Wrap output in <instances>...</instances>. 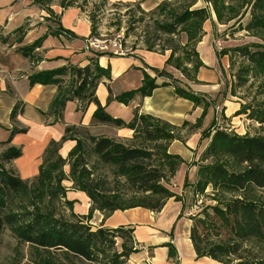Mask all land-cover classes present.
<instances>
[{
    "label": "trees",
    "instance_id": "obj_1",
    "mask_svg": "<svg viewBox=\"0 0 264 264\" xmlns=\"http://www.w3.org/2000/svg\"><path fill=\"white\" fill-rule=\"evenodd\" d=\"M167 1L181 0H164L155 10L164 11ZM213 9L217 21L221 20L220 13L216 8ZM171 14V23L158 24L157 31L173 36L184 33L186 41L182 57L177 59H174V55L179 48H168L171 54L165 64L178 70L185 79L195 81L196 74L203 65L196 46L204 35L203 24L209 20L207 8L186 9L180 14ZM91 29L92 34H95L93 24ZM244 29L264 31V0L251 1L250 19ZM61 30L63 31L62 28L56 29L50 33L58 35ZM40 42L41 39L20 51L28 56L39 47ZM147 49L152 50L153 46L148 44ZM215 52L220 57L230 53L231 58L238 57L247 64L232 76V93L236 88L245 86L249 79L261 78L264 85V45H243ZM103 54L105 53L96 55ZM152 70L158 76L166 75L163 69ZM68 75L69 80L65 82L64 77ZM103 77L109 78V69L100 67L94 59H90L84 67L69 65L65 69L37 72L29 77V83L58 87L59 94L51 105L56 121L62 119L68 101H77L81 111L94 103L95 121L133 131L129 145L86 133L69 151V158L77 156L79 151L83 152L84 142L88 143L91 146L90 152L96 154L100 163L113 167L115 173L124 180L123 194H109L103 189L101 182L89 180V171L79 161L71 165L74 186L85 193L91 203L88 217L94 210L105 216L117 210L136 207L159 211L170 198L180 199L169 186L183 163L179 155L168 152L170 143L179 140L176 127L139 113L136 109L129 122L111 117L95 96ZM155 82L154 77L143 72L140 88L122 93L114 99L127 105L137 93L143 97L150 96L159 87ZM161 86H173L177 97L203 107V110L214 102L175 80ZM22 110L23 104L16 103L10 113L12 123H16ZM241 114L259 127H264V101L254 106L241 105L235 115ZM215 121L202 132L203 138H208L209 141L198 162L194 163L197 165L196 177L189 184L193 197L203 196L210 188L213 203L207 204L199 213L190 217L192 224L189 238L197 258H210L218 264H264V135L239 136L219 128L211 131ZM198 123L197 121V125ZM70 130V127L65 128L61 141L49 143L43 154L39 173L30 181L21 179L12 165L22 155L20 147L10 146L0 154V232L8 230L20 243L32 248L49 253H63L89 263H99L100 258L109 256L115 239L119 238L123 240L122 251L119 255H114V258L128 259L135 253L133 246L126 248L124 245L127 242L133 245L131 227L93 228L86 220H56L50 214L40 211L39 203L44 198L54 200L61 195L60 167L66 159L57 155V152ZM26 132L27 128L13 126L8 138L0 144L9 145L15 135ZM46 161L50 162L45 166ZM78 168L80 171H77ZM183 186L186 187V183ZM18 198L22 203L15 205ZM29 209L32 211H28ZM170 255L174 256L172 247ZM37 262L51 264L43 259Z\"/></svg>",
    "mask_w": 264,
    "mask_h": 264
},
{
    "label": "crops",
    "instance_id": "obj_2",
    "mask_svg": "<svg viewBox=\"0 0 264 264\" xmlns=\"http://www.w3.org/2000/svg\"><path fill=\"white\" fill-rule=\"evenodd\" d=\"M108 1L113 4L118 2L127 5L138 3L145 9H155L164 0H155L150 2L149 5L147 0ZM62 10H78L79 12L78 15L76 13L73 15L74 20L69 29H64L60 25L63 30L69 33L67 36L50 33L57 29L58 24L53 25L50 21L45 20L48 14H45L44 10L35 7L32 0H0V134L3 135V138H1L3 140H0V142L8 138L13 126L27 128L25 134L15 135L9 145L0 144V149L6 150L10 146L22 149V155L14 160L12 165L21 179L27 181L37 177L39 167L43 161V154L49 143L52 141L59 142L64 136V132L62 134L61 130L57 128V123L62 119L56 121V115L51 109L53 101L59 94L58 87L55 85H31L29 83L31 75L69 65L84 67L90 59H94L100 67L109 69V78L103 77L95 91V96L104 111L110 103H118L114 99L116 96L125 93L121 92L120 94L111 88L112 81L128 71V66L120 69L114 68V60L120 55L108 52L97 56L85 51L83 41L95 35L92 34L91 18L77 6H70ZM82 19L87 26V34H84L86 37L81 35L79 38L76 30ZM214 20L212 19V21ZM212 21L207 20L203 27L209 23L211 24L210 29H212V25H214ZM40 39L39 47H36L30 55L24 56L22 54L20 51L22 48L29 47ZM164 50L166 53H170V50ZM135 51L132 52L131 56L126 57H129L131 61L139 59L133 55ZM200 53H198L199 56ZM202 61L204 64L203 59ZM143 66L142 71L154 77L153 70L145 65ZM167 68L177 74L175 76L180 78L183 86L211 99H213L212 92L219 89L220 85L223 84L222 78L226 71L223 67V74L218 73L216 77H211L214 82H212L210 88L206 85L209 80L203 72V66L198 70L195 81L185 79L178 70L166 64L163 68L156 70H167ZM64 79L67 82L69 75ZM155 81L159 87L154 89L150 96L143 97L137 93L127 105L118 103L119 108L130 114V120L133 111L136 109L139 113L150 115L176 127L179 140L170 143L168 152L179 155L183 160L179 168L184 169L185 173L194 174L196 177L197 165H194V163L198 162L209 141L208 138H203V127L198 126L196 121L203 107L195 106L190 101L177 97L173 86H161L163 83H168L166 79L156 78ZM18 102L23 104V110L16 118V123H12L10 113ZM69 103L75 107L77 112H81V120L67 127L85 129L94 137L123 139V141L133 138V131L126 127H115L95 121L93 119V113L96 110L94 103L89 104L81 111L80 104L77 101H68L64 110ZM213 104L215 109L219 108L215 101ZM189 111L192 113L190 116L188 115ZM109 115L115 119H121L118 114ZM122 120L124 122L130 121ZM183 124L186 126L183 127ZM99 130H102V132H98ZM61 155L63 154L61 153ZM176 186L175 189L171 190L180 199L170 198L159 211L136 207L117 210L105 216L102 212L94 210L90 217H86V222L93 228L131 227L133 229L132 242L135 250V253L131 255V259L137 264H218L210 258H197L193 249L194 245H192L189 238L192 224L190 217L194 216L190 211L188 202L192 190L191 187L187 189L177 184ZM81 194L85 198V208L81 209V214L85 216L88 214L91 203L85 193L81 192ZM170 247L174 250V256L170 255Z\"/></svg>",
    "mask_w": 264,
    "mask_h": 264
},
{
    "label": "rangeland",
    "instance_id": "obj_3",
    "mask_svg": "<svg viewBox=\"0 0 264 264\" xmlns=\"http://www.w3.org/2000/svg\"><path fill=\"white\" fill-rule=\"evenodd\" d=\"M32 1L35 7L44 10V13L48 14L45 20L50 21L53 25L58 24L57 27L55 26L57 29H61L60 25L64 29H69V26L72 25L74 20L73 15L75 13L77 15L79 14L78 10L63 11L62 9L70 6H77L83 13L91 18V23L97 27L95 28L97 29L95 30V34H102L109 37L116 34L123 35L124 44L131 48L132 51L136 50L133 55L139 59L131 61L129 57L119 56L114 60L115 69L128 66V71L116 77L111 84V88L120 94L121 92L137 90L140 88L143 80V65L151 69L163 68L165 61L171 54L166 53L164 49L179 48L174 55V59L182 57L183 47L186 41L185 34L181 33L174 36L160 34L157 31L158 24L171 23V13L180 14L186 9L207 8L209 20L212 21V19H215L212 21L214 25H212V29H210L211 24L209 23L203 27L204 35L196 46L197 51L201 52L199 56L201 61L202 59L204 60V64L202 65L203 72L209 80V83L206 85L211 88V84L214 82V79L211 77H216L218 73L223 74V67H225L226 71L224 72V76L222 75L223 84L220 85L219 89L212 92V97L219 108L215 109L214 104H210L205 110H202L196 119V121L199 122L198 126H202V129L205 132L211 123L216 120L211 131L214 128H219L228 132H234L239 136L264 135V127H259L257 123L248 120L244 114L235 115L241 105L254 106L257 103L259 104L264 101L263 80L261 78L249 79L245 86L236 88L234 93H232V76L241 67L246 66L247 64L238 57L234 56L231 58L230 53L220 57L215 52L218 51V48H216V42H220L221 49H230L250 44L264 45L263 30L246 31L244 29L250 19V4L252 0L167 1V6L162 12L155 9H145L138 3L127 5L117 2L113 4L109 3L108 0ZM153 1L155 0H147L148 5ZM206 1H209L210 3H207ZM213 8H216L220 13L221 20L217 21L215 9ZM76 33L79 38L81 35L86 37L87 26L84 24L83 19L78 23ZM61 34L67 36L69 33L61 30ZM148 44L153 46L152 50L147 49ZM110 52L114 53V51ZM65 67L63 66L58 69H65ZM163 71L166 73L165 76H158L157 73L153 71L155 80L156 78H162L166 79L168 83H173L174 80L180 82V78L178 76L176 78L175 75L177 74L173 72V70L167 68V70L163 69ZM213 99L210 98L211 101H213ZM105 111L111 115L118 114V117L121 119L130 120V114L119 108V104L116 102L110 103L109 106L105 108ZM64 112L62 121L57 123V128L61 130L62 134L65 127L74 125L81 120V112H77L75 107L70 103L67 104ZM191 114V111H189L188 115L190 116ZM182 126L184 127L186 125L183 124ZM98 132H102V130H99ZM86 133L92 136L85 129L72 127L70 132L65 136V140L60 143L57 155L66 159L64 164L60 167L62 175V180L60 182V187L62 189L61 195L54 200L44 198L39 203L41 206L40 211L50 214L56 220H87L86 217L89 215V211L85 216L81 214V209L85 208V198L81 196L82 191L74 186L73 180L71 179V165L75 161H79L82 167L89 171V180H92L93 182H101L103 189L109 194H117L118 192L119 195H121L124 192L123 178L115 173L113 167L100 163L96 154L94 155L90 152L91 146L88 143L84 142L83 152L79 151L77 156L72 158L68 157L71 148L76 145L78 140L83 139ZM1 138H3V135L0 134V140H3ZM116 141L122 142L126 145L131 144V139L124 141L123 139H118ZM67 150L68 152H66ZM4 151L5 150L0 149V154ZM61 153L63 155H61ZM48 162L50 161H46L44 165L46 166ZM206 163H209V161ZM77 171H80V168H78ZM56 172L57 171H55V173ZM194 180V174L185 173L184 169L178 168L176 175L170 182L169 186L171 189H175L177 187L176 184L183 187L186 183L185 188L188 189L190 188L189 184H192ZM211 195L210 188H208L203 196H189L188 202L191 213L196 215L207 204L213 203L211 201ZM20 202L21 199L18 198L15 201V205H18ZM196 203L201 204L195 208L194 206L197 205ZM28 211H32V209H29ZM122 242L123 240L119 238L115 239L113 250L109 256L106 258H100L101 260L99 263H89L64 255L63 253H49L42 249L32 248L20 243L8 230H4L0 232V264H38L37 261L42 259L51 264H137L131 259L132 254L128 259L117 258L118 260H116L114 258V255L117 256L121 253L123 246ZM124 245L126 248L133 246L128 242ZM112 259L114 261L113 263Z\"/></svg>",
    "mask_w": 264,
    "mask_h": 264
},
{
    "label": "built area",
    "instance_id": "obj_4",
    "mask_svg": "<svg viewBox=\"0 0 264 264\" xmlns=\"http://www.w3.org/2000/svg\"><path fill=\"white\" fill-rule=\"evenodd\" d=\"M83 48L85 51L91 54L108 53V51H114L116 55L120 56H131L132 49L124 44V37L122 34H116L114 36H106L102 34H95L90 36L87 40L83 41ZM216 48L220 51V42H216ZM194 207L201 203H196Z\"/></svg>",
    "mask_w": 264,
    "mask_h": 264
}]
</instances>
